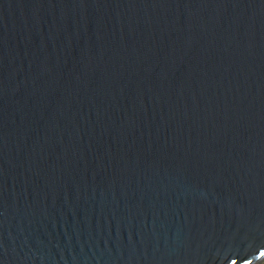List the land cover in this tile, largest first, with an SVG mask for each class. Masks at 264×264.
Returning <instances> with one entry per match:
<instances>
[{
  "label": "water",
  "instance_id": "obj_1",
  "mask_svg": "<svg viewBox=\"0 0 264 264\" xmlns=\"http://www.w3.org/2000/svg\"><path fill=\"white\" fill-rule=\"evenodd\" d=\"M264 257V0H0V264Z\"/></svg>",
  "mask_w": 264,
  "mask_h": 264
},
{
  "label": "rangeland",
  "instance_id": "obj_2",
  "mask_svg": "<svg viewBox=\"0 0 264 264\" xmlns=\"http://www.w3.org/2000/svg\"><path fill=\"white\" fill-rule=\"evenodd\" d=\"M252 264H264V257L260 258L259 260L255 261Z\"/></svg>",
  "mask_w": 264,
  "mask_h": 264
}]
</instances>
